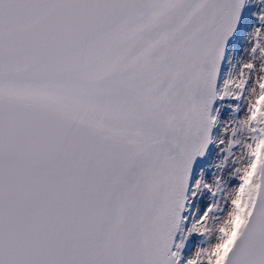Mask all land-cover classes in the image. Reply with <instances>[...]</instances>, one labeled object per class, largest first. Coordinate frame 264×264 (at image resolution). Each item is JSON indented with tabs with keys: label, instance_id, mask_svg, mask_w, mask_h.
I'll return each instance as SVG.
<instances>
[{
	"label": "snow or ice",
	"instance_id": "6c2138e0",
	"mask_svg": "<svg viewBox=\"0 0 264 264\" xmlns=\"http://www.w3.org/2000/svg\"><path fill=\"white\" fill-rule=\"evenodd\" d=\"M0 264H264V0H0Z\"/></svg>",
	"mask_w": 264,
	"mask_h": 264
},
{
	"label": "rangeland",
	"instance_id": "374dc122",
	"mask_svg": "<svg viewBox=\"0 0 264 264\" xmlns=\"http://www.w3.org/2000/svg\"><path fill=\"white\" fill-rule=\"evenodd\" d=\"M191 246V241L190 242H188L187 244H186V248H185V252L187 253V252H190V250H189V247L188 246Z\"/></svg>",
	"mask_w": 264,
	"mask_h": 264
},
{
	"label": "bare ground",
	"instance_id": "6f19581e",
	"mask_svg": "<svg viewBox=\"0 0 264 264\" xmlns=\"http://www.w3.org/2000/svg\"><path fill=\"white\" fill-rule=\"evenodd\" d=\"M188 246V245H187ZM189 247V250L191 251L192 250V242H191V246H188Z\"/></svg>",
	"mask_w": 264,
	"mask_h": 264
}]
</instances>
